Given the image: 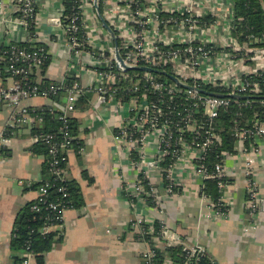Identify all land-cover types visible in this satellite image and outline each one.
<instances>
[{"label":"built area","instance_id":"2783aa9c","mask_svg":"<svg viewBox=\"0 0 264 264\" xmlns=\"http://www.w3.org/2000/svg\"><path fill=\"white\" fill-rule=\"evenodd\" d=\"M15 1L17 18H2L1 22L15 21L22 29H31L30 21L35 17L34 0ZM75 1L78 12L73 15L70 25L64 26L65 43L77 61L86 60L94 78L89 85L78 80L68 86L64 82L44 84L39 75L47 54L44 46L32 49L17 44L8 46L5 71L12 83L0 85V108H11L12 114L0 133V146L8 145L10 134L18 128L28 129L31 133L34 126L43 123L40 116L24 105L25 101L33 98L53 100L63 90L62 107L58 111L49 108L58 114L57 131L31 133V137L33 145L42 142L45 146L49 172L54 179L68 182L67 152L74 140L69 114L75 111L78 98L91 91L98 101L116 105L119 120L116 143L127 153L136 172L133 184L122 186L133 208L139 202H145V196L152 197L156 203L160 200L149 176L150 170L157 168L161 175L166 173L169 180L166 191L171 193L174 187L172 170L187 157L195 175L203 180H217L219 206L228 207L224 201L227 187L224 161L231 154L221 152L220 160L211 172L204 163L212 149L217 152V147L222 145L216 126L221 114L231 113L235 106L242 109L257 104L260 110L254 113L253 119L245 124L234 119L232 135L236 153L246 157V214L250 219L258 217L263 203L251 176L252 166L260 154L258 142L264 141V36L240 43L231 33L232 3L231 10L226 9L221 16L219 0H214L216 5H212L211 0H107L100 14L120 41L118 52L124 65L163 71L178 80V83L173 80L167 83L158 80L150 71L128 73L115 58L116 50L109 33L106 31L102 36L105 30L96 6L87 0ZM95 4L98 5V0ZM88 7L95 10L90 12ZM205 13L211 18L204 20ZM222 19L225 23L221 29L223 36H220L218 29ZM80 29L83 43L76 37ZM86 43L90 50L82 48ZM35 76L39 78L35 79ZM239 97H245V100L232 99ZM233 115L241 116V113L237 111ZM148 147L153 148V155L147 152ZM168 155L173 160L163 169L161 163ZM144 182L153 187L146 191ZM48 188L47 183H41L32 207L39 211L37 204L44 203L51 212L40 229L42 234L60 230L64 213L69 209L66 187L58 188L61 196L57 201H47ZM202 198L209 201L216 215L225 216L216 211L218 205L210 202L209 197L202 195ZM130 226L136 230L138 239L147 245L141 254L143 264H156L158 252L179 244L178 238L163 227L159 236L154 235L153 225L143 216L130 219ZM250 227L255 229L256 224ZM146 235H151L152 242L145 238ZM156 240L163 241L162 246L156 245ZM184 250L187 257L184 264L200 252L197 247ZM22 257V264H29L33 257L29 247L23 250ZM162 264L173 262L165 257Z\"/></svg>","mask_w":264,"mask_h":264},{"label":"crops","instance_id":"0c3cea01","mask_svg":"<svg viewBox=\"0 0 264 264\" xmlns=\"http://www.w3.org/2000/svg\"><path fill=\"white\" fill-rule=\"evenodd\" d=\"M87 1L96 5L95 0ZM106 1L98 0L97 6L102 8ZM210 3L216 5L214 0ZM217 3L222 9L221 16L226 9L231 10L232 0ZM34 6V23L31 29L25 30L15 21L1 22L2 18L16 19L17 7L15 0H0V85L12 83L2 66L4 49L20 43L46 48L49 64L40 75L41 79L60 83L71 77L89 85L94 78L91 68L85 59L77 61L65 43L64 0H34ZM262 7L264 10V1ZM88 9L90 12L95 10ZM209 18V13H205L204 20ZM224 23V19L220 20V36H223ZM111 43L114 44L113 40ZM87 101L86 110L75 109L69 114L75 121L76 133L66 163L68 178L79 184L84 205L65 211L60 229L62 239L44 255L43 264H143L141 254L147 245L138 239L136 230L130 226V219L136 216H143L151 225L161 224L178 238L177 245L184 249L200 248L213 264H264V141L258 142L260 154L252 166L251 178L263 203L255 219L246 214V157L238 151L224 161L230 180L224 195L228 205L225 216L216 215L209 201L202 198L200 190L204 180L193 172L189 157L178 162L172 170L174 190L171 193L166 191L157 168L150 170L149 176L160 200L155 206L139 202L133 208L122 186L133 184L136 172L127 153L116 143L115 132L119 124L116 105L98 101L93 93ZM24 105L30 109L46 106L57 111L62 107L59 101L43 98L27 100ZM11 114V108H0V133ZM120 116L123 117V113ZM32 146L31 133L25 128H18L10 134L8 145L0 146V150L6 151L0 153V264H12L9 244L15 217L37 197V189L32 186L42 180L45 157L33 154ZM147 152L153 155L154 150L148 147ZM253 223L255 229L250 227ZM246 227L248 231L244 230ZM162 244L163 241L156 240V245ZM29 264H37L34 257Z\"/></svg>","mask_w":264,"mask_h":264},{"label":"trees","instance_id":"16d2710c","mask_svg":"<svg viewBox=\"0 0 264 264\" xmlns=\"http://www.w3.org/2000/svg\"><path fill=\"white\" fill-rule=\"evenodd\" d=\"M264 0H232V11H233V18H232V36L237 38L240 43L249 40L250 38H261L264 36V10L262 7V2ZM78 4L75 0H64V14H63V25L66 27L70 25V20L72 19L73 15L78 12ZM34 8V16L36 14L35 6ZM101 6L99 10L101 12ZM16 15L18 16L19 13L17 12ZM35 18V17H34ZM30 23H34L33 19ZM31 24V25H32ZM80 25V24H79ZM78 41L83 43V35L82 30L76 35ZM118 45H120L119 39H117ZM22 48L25 49H32L34 47H40L42 45H28L25 43L17 44ZM264 46V43L262 44ZM86 50H90V46L87 43L82 47ZM45 51L47 52L46 48L44 47ZM6 51V49H4ZM4 54V65L6 66L7 54ZM49 64V57L46 54V59L44 60L43 65L41 66V70L39 75L44 74L46 68ZM136 71L142 70H128L127 72L133 74ZM155 71V70H154ZM151 71L152 75H155L158 80L164 81L169 83L171 79H169L166 75H162L160 73ZM161 72V71H159ZM167 72V71H166ZM168 73V72H167ZM264 78V75H263ZM74 80V79H73ZM72 78L65 79V85H70L72 83ZM44 84L55 83L50 82L47 79H42ZM93 92L89 91L84 94V96L77 100L75 104V109L84 111L88 108V98ZM65 93L63 90L60 91L57 97L53 98V101H59L63 104V97ZM235 101L241 102L245 100L244 98H232ZM35 114L40 116L43 120L39 126H34L31 130L32 134H45L50 132H56L59 126L60 121L57 119L58 114L51 112L49 107L43 106L39 108L32 109ZM259 105L253 104L246 108L239 109L238 107H234L231 109V113H223L218 118L216 122L217 129L220 131V135L222 137V145L217 147V152L212 149L211 153L209 154V158L205 161V166L209 172L213 171V167L217 162L220 160L219 154L221 152H226L229 154L235 153V139L233 138V127H234V119H236L239 123L245 124V122L249 119H253V115L255 112H259ZM240 112L241 116L233 115L235 112ZM70 127L72 135L75 137L76 128H75V121L74 119L70 118ZM73 144H75V139L73 140ZM31 151L35 155H43L45 157V161L42 166V180L40 183L35 184L32 188H38L41 183H47L48 188V195L47 201H57L60 198L61 193L58 191L60 186H65L67 189L68 197V208H80L84 205L80 186L77 182L69 180L66 183H62L56 181L54 177L49 172V158L47 156V151L45 146L42 142H38L34 144L31 148ZM0 153H6L5 150H0ZM172 158L168 155L165 158V161L161 163V167L163 169L167 168L169 164L172 162ZM162 179L164 185L167 187L169 184V180L166 178V173L163 172ZM226 184L230 183V180L224 178ZM145 185V190L149 191L153 185H148L147 182L143 183ZM156 188V186L154 185ZM174 187L172 188V191ZM201 195H205L209 197L210 202L214 203L216 206V211L222 213L223 215L227 214L228 207L219 206V198L220 193L217 188V180L216 179H206L203 181V185L200 190ZM145 202L150 206H155L157 203L156 201L150 197L145 196ZM35 205L34 200L27 203L16 215L11 238H10V249L12 252V264H22L24 258L22 257V252L26 247H29L30 251L33 253V257L37 264H43L44 255L51 251L54 246H56L62 239V232L52 231L46 234H42L40 232L41 227H43L47 223V218L51 213L49 209L46 207L44 203L37 204L39 207V211L33 210L32 207ZM154 228V235L159 236V231L162 228V225L159 223L153 224ZM145 238L151 242V235H146ZM169 257L173 264H184L186 261V252L181 245L167 247L163 251L158 252L157 254V263L162 264L164 257ZM188 264H213L212 260L207 254L197 255L195 258L189 260Z\"/></svg>","mask_w":264,"mask_h":264},{"label":"water","instance_id":"95a60500","mask_svg":"<svg viewBox=\"0 0 264 264\" xmlns=\"http://www.w3.org/2000/svg\"><path fill=\"white\" fill-rule=\"evenodd\" d=\"M95 1H97V0H95ZM96 6V10H97V12H98V15H99V18H100V21H101V24H102V26H103V28L110 34V36H111V38H112V40H113V42H114V47H115V50H116V52H115V58H116V60L119 62V64L122 66V67H124L125 68V70H142V71H154V70H152V69H149V68H146V67H136V68H130V67H126L125 65H124V63H123V60H122V58H121V56L119 55V52H118V43H117V40H116V37H115V34H114V32L112 31V29L108 26V24L104 21V19L102 18V16H101V14H100V11H99V9H98V7H97V5H95ZM154 72H157V73H160V74H162V75H166L169 79H171V80H173L174 82H176V83H178V80L177 79H175V78H173V77H170V76H168L165 72H163V71H161V72H159V71H154ZM217 96H220V97H222V95H217ZM241 98H245V97H241ZM203 253V251L201 250L199 253H198V255H201Z\"/></svg>","mask_w":264,"mask_h":264}]
</instances>
